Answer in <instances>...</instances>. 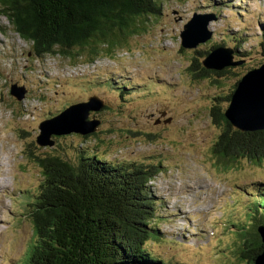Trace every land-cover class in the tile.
Instances as JSON below:
<instances>
[{
    "label": "rangeland",
    "instance_id": "rangeland-1",
    "mask_svg": "<svg viewBox=\"0 0 264 264\" xmlns=\"http://www.w3.org/2000/svg\"><path fill=\"white\" fill-rule=\"evenodd\" d=\"M158 4V18L94 64L37 58L32 45L0 19V264H24L35 243L30 213L44 182L36 157L74 162L79 150L116 164L159 168L149 184L157 207L152 225L158 238L147 246L153 258L165 264H248L238 252L237 227L247 223L254 185L264 184V161L220 160L214 148L222 129L211 113L226 110L237 83L264 64V0ZM196 14L217 17L213 38L184 50L181 34ZM215 47L241 48L235 59L244 65L205 76L204 54ZM13 85L27 89L23 101L11 95ZM92 96L107 105L98 115L97 137L72 134L54 137L52 147L37 144L42 122Z\"/></svg>",
    "mask_w": 264,
    "mask_h": 264
},
{
    "label": "trees",
    "instance_id": "trees-1",
    "mask_svg": "<svg viewBox=\"0 0 264 264\" xmlns=\"http://www.w3.org/2000/svg\"><path fill=\"white\" fill-rule=\"evenodd\" d=\"M160 14L158 0H0V19L5 17L14 32L32 45L37 58L62 56L74 65L112 57ZM4 32L0 25V34ZM233 50L238 54L241 48ZM210 53L204 54L205 59ZM202 71L205 76L212 73ZM231 98L225 103L230 104ZM226 110L214 108L211 113L222 129L214 154L228 164L240 159L262 163L264 131L235 130ZM36 162L44 182L30 213L35 243L24 264H165L147 248L158 238V227L152 225L157 207L149 186L158 167L116 164L84 150L74 162L53 156L36 157ZM260 187L264 184L254 185L246 225L237 227L238 252L248 264H254L264 250L257 232L264 226Z\"/></svg>",
    "mask_w": 264,
    "mask_h": 264
},
{
    "label": "water",
    "instance_id": "water-1",
    "mask_svg": "<svg viewBox=\"0 0 264 264\" xmlns=\"http://www.w3.org/2000/svg\"><path fill=\"white\" fill-rule=\"evenodd\" d=\"M217 20L215 15H194L181 34L182 48L196 50L210 42L213 38L210 26ZM235 56V50L219 48L204 60V70L223 74L228 69L243 66L245 61H236ZM11 95L21 102L27 96V89L13 85ZM106 109V102L99 96H92L86 102L71 105L55 119L40 124V134L36 142L40 147L46 148L54 146V137L95 135L102 126L98 115ZM225 117L234 128L244 134L264 131V64L245 74L237 83ZM257 232L264 248V226L259 227ZM254 264H264V250L257 256Z\"/></svg>",
    "mask_w": 264,
    "mask_h": 264
},
{
    "label": "bare ground",
    "instance_id": "bare-ground-1",
    "mask_svg": "<svg viewBox=\"0 0 264 264\" xmlns=\"http://www.w3.org/2000/svg\"><path fill=\"white\" fill-rule=\"evenodd\" d=\"M0 187H2L1 183H0Z\"/></svg>",
    "mask_w": 264,
    "mask_h": 264
}]
</instances>
